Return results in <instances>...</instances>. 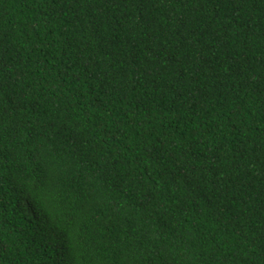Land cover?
<instances>
[{"label":"trees","instance_id":"obj_1","mask_svg":"<svg viewBox=\"0 0 264 264\" xmlns=\"http://www.w3.org/2000/svg\"><path fill=\"white\" fill-rule=\"evenodd\" d=\"M0 264H264V0H0Z\"/></svg>","mask_w":264,"mask_h":264}]
</instances>
